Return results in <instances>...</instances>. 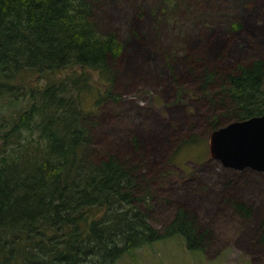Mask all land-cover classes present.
I'll list each match as a JSON object with an SVG mask.
<instances>
[{"label":"trees","instance_id":"16d2710c","mask_svg":"<svg viewBox=\"0 0 264 264\" xmlns=\"http://www.w3.org/2000/svg\"><path fill=\"white\" fill-rule=\"evenodd\" d=\"M122 54L117 34L99 31L89 0H0V264H116L174 236L205 252L211 236L197 214L179 209L159 230L139 208L151 207L148 192L138 195L141 162L97 159L91 149L90 119L117 98ZM193 57L182 60L221 112L212 130L264 113V60L201 73ZM234 208L253 214L241 202Z\"/></svg>","mask_w":264,"mask_h":264},{"label":"rangeland","instance_id":"374dc122","mask_svg":"<svg viewBox=\"0 0 264 264\" xmlns=\"http://www.w3.org/2000/svg\"><path fill=\"white\" fill-rule=\"evenodd\" d=\"M89 1L99 31L115 32L123 45L115 64L117 98L90 119L91 149L97 159L142 163L145 188L138 195L148 192L151 207L141 202L139 208L155 228L163 230L184 209L211 236L205 252L174 236L116 264H264V172L212 159L210 127L221 112L209 107L201 80L182 60L193 54L201 73L264 60V0ZM185 140L191 143L182 145ZM237 202L252 208V216L238 214Z\"/></svg>","mask_w":264,"mask_h":264},{"label":"water","instance_id":"95a60500","mask_svg":"<svg viewBox=\"0 0 264 264\" xmlns=\"http://www.w3.org/2000/svg\"><path fill=\"white\" fill-rule=\"evenodd\" d=\"M209 150L225 167L264 172V113L214 130Z\"/></svg>","mask_w":264,"mask_h":264}]
</instances>
